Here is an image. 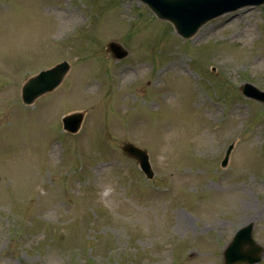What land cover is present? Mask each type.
Segmentation results:
<instances>
[{
	"label": "rangeland",
	"instance_id": "374dc122",
	"mask_svg": "<svg viewBox=\"0 0 264 264\" xmlns=\"http://www.w3.org/2000/svg\"><path fill=\"white\" fill-rule=\"evenodd\" d=\"M63 60L62 83L22 104ZM243 83L264 91V5L182 40L139 0H0V264H224L248 223L264 264V104Z\"/></svg>",
	"mask_w": 264,
	"mask_h": 264
},
{
	"label": "water",
	"instance_id": "95a60500",
	"mask_svg": "<svg viewBox=\"0 0 264 264\" xmlns=\"http://www.w3.org/2000/svg\"><path fill=\"white\" fill-rule=\"evenodd\" d=\"M145 3L158 19L172 24L175 32L185 38H189L206 22L227 12L235 11L242 7L264 4V0H140ZM108 52L116 59L126 55L120 45L109 42L106 46ZM69 65L61 62L54 67L39 72L29 78L23 85L21 98L24 104H31L40 95L52 91L62 81L67 73ZM242 92L257 100L264 102V93L258 91L250 84L241 86ZM83 119L82 113H72L62 119L63 128L69 132H76ZM232 146L226 151L222 165L226 163L227 156ZM124 150L135 157L141 169L151 176L147 156L144 151L126 144ZM252 225L249 224L239 229L229 246L223 253L224 264L248 263L253 264L260 260L261 248L257 246L251 236ZM246 245L247 251L242 247Z\"/></svg>",
	"mask_w": 264,
	"mask_h": 264
}]
</instances>
